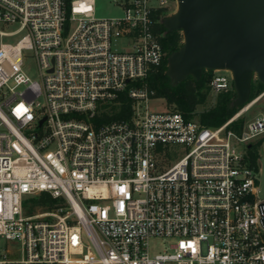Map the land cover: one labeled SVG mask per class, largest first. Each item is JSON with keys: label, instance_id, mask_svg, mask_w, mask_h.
<instances>
[{"label": "built area", "instance_id": "2783aa9c", "mask_svg": "<svg viewBox=\"0 0 264 264\" xmlns=\"http://www.w3.org/2000/svg\"><path fill=\"white\" fill-rule=\"evenodd\" d=\"M111 1L98 18L95 0H0V264H264V113L230 128L264 92L218 127L152 110L155 16L176 0ZM121 93L130 115L103 120Z\"/></svg>", "mask_w": 264, "mask_h": 264}, {"label": "water", "instance_id": "95a60500", "mask_svg": "<svg viewBox=\"0 0 264 264\" xmlns=\"http://www.w3.org/2000/svg\"><path fill=\"white\" fill-rule=\"evenodd\" d=\"M160 22L167 32L180 30L183 42L167 58L174 85L203 70L228 71L235 97L231 106L249 103L255 77L264 85V0H176V9ZM261 189L264 195V141Z\"/></svg>", "mask_w": 264, "mask_h": 264}, {"label": "trees", "instance_id": "16d2710c", "mask_svg": "<svg viewBox=\"0 0 264 264\" xmlns=\"http://www.w3.org/2000/svg\"><path fill=\"white\" fill-rule=\"evenodd\" d=\"M169 13L162 14L161 17L157 15L155 18L160 20ZM156 31L159 33V40L163 48L164 57L161 65L150 72L144 79L148 88L153 91V98H163L166 104L172 107V111L181 113L186 119H197L205 127H218L222 125L244 106H231V101L236 95L232 85L230 90L216 94L213 105L199 110L198 106L205 104L209 96V82L214 71L203 70L199 80L188 76L179 84L174 85L167 75V58L173 51L180 48L183 42V36L180 30L167 32L160 21L156 24ZM263 91L264 85L254 77L248 102L260 95ZM130 111L131 99L126 93H121L119 96V104L113 107L110 113L104 114L103 120L109 121L127 118L130 115ZM243 124L244 118L240 117L232 122L230 128L240 131ZM261 144L262 139L253 143L252 149L250 150L253 160L261 158ZM33 200V208L36 207L44 210L50 209L54 203V199L48 193H42ZM30 211L31 209H28L27 213H30Z\"/></svg>", "mask_w": 264, "mask_h": 264}, {"label": "rangeland", "instance_id": "374dc122", "mask_svg": "<svg viewBox=\"0 0 264 264\" xmlns=\"http://www.w3.org/2000/svg\"><path fill=\"white\" fill-rule=\"evenodd\" d=\"M170 12H174L176 9V3L171 4L170 6ZM121 11L118 7H116L111 0H95V6H94V14L96 17H109V16H117L120 15ZM17 28V25L15 24H0V29L4 31H12ZM20 37L19 35L10 36V37H2V40L4 42H14ZM220 73H224V71H219ZM217 73V72H216ZM264 92V91H263ZM262 92V93H263ZM256 98V97H255ZM254 98V99H255ZM216 99V94L210 91L209 96L207 98V101L205 104L198 106V109L201 110L203 108L209 107L210 105H213ZM253 99V100H254ZM150 108L154 111H163V110H171L172 107L166 104V101L163 98H154L150 102ZM264 113V94L258 98L251 106L250 108L244 112L240 117L244 118V122L259 114ZM239 117V118H240ZM238 119V118H237ZM34 198L37 197H30L27 196L24 199L23 205L24 209L27 212V210L31 209L30 213H33L37 210L36 207L33 208V202ZM14 244V242H11ZM169 244V241H164L162 238L153 237L150 239V250L151 253H158L163 251L165 246Z\"/></svg>", "mask_w": 264, "mask_h": 264}, {"label": "snow or ice", "instance_id": "6c2138e0", "mask_svg": "<svg viewBox=\"0 0 264 264\" xmlns=\"http://www.w3.org/2000/svg\"><path fill=\"white\" fill-rule=\"evenodd\" d=\"M21 107H23V106H21Z\"/></svg>", "mask_w": 264, "mask_h": 264}]
</instances>
